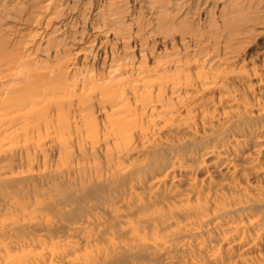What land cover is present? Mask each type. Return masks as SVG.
Returning <instances> with one entry per match:
<instances>
[{"label": "bare ground", "instance_id": "6f19581e", "mask_svg": "<svg viewBox=\"0 0 264 264\" xmlns=\"http://www.w3.org/2000/svg\"><path fill=\"white\" fill-rule=\"evenodd\" d=\"M188 62H170L175 65L173 71L160 74L163 68L136 69L137 80H144L141 88L131 86V79L97 84L106 81L101 79L90 85L83 79L73 88L80 85L79 90L70 91L55 80L59 70L53 74L55 79L36 78L30 70L17 71L26 66L15 58L0 60V143L23 141L32 146L41 144L51 132L95 130L93 106L113 109L115 100L128 95H144L150 113L156 112L155 118L167 122L165 131L152 130L147 137L173 143L160 157L155 151L158 145H145L144 136V155L151 157L144 162V197L134 192L121 207L103 214L93 207L86 209L68 195L63 203L56 196L40 194L9 199L6 204L10 205L0 209V264H155L160 258L166 264H264V187L202 181L196 188L190 176L175 180L187 183L185 190L165 187L176 170L188 167L178 160L190 158L180 149L192 147L191 138L199 135L218 143L229 140L227 147L213 146L203 155L212 158L206 166L220 175L244 174V168L228 158L245 160L250 142L255 143L251 147L255 159L247 163L257 162L260 156L264 159V151L257 150V146L264 149V142L260 144L262 139L256 136L264 127V69L262 74L250 75L241 66L187 73L192 65ZM250 77L257 78L255 84L247 83ZM37 80L44 85H36ZM253 86L262 99L255 104L243 88L253 93ZM164 92L173 94L174 103ZM124 110L125 106L109 111ZM125 117L107 123L126 129L133 121ZM18 136H22L19 141ZM227 148L233 153L224 151ZM42 151L24 147L17 157L21 164H28L35 160V152ZM14 158L11 154L2 157L0 172Z\"/></svg>", "mask_w": 264, "mask_h": 264}, {"label": "rangeland", "instance_id": "374dc122", "mask_svg": "<svg viewBox=\"0 0 264 264\" xmlns=\"http://www.w3.org/2000/svg\"><path fill=\"white\" fill-rule=\"evenodd\" d=\"M2 58L17 59L26 66L17 71L30 70L36 78L55 79L53 74L59 70L55 80L70 91L79 90L80 85L73 88L83 79L87 85L101 79L106 81L97 84H121L131 79V86L141 88L144 80H137L136 69L144 71V66H154L164 69L159 74L172 72L175 65L170 62L177 60L192 64L187 73L241 66L248 75L262 74L264 0H0ZM256 79L250 77L247 83L253 85ZM36 85L43 86L44 82L37 80ZM254 86L253 93L243 88L249 102L255 104L262 99ZM163 95L174 103L173 94ZM115 102L113 109L105 108L110 105L93 106L95 130L51 132L41 144L30 143L32 146L18 142L22 136L16 138L17 144L1 142L0 159L9 154L15 158L0 172V209L10 205L6 204L9 199L13 202L18 197L51 195L63 203L68 195L80 200L86 209L93 207L103 214L109 208L121 207L134 192L144 197V162L151 158L144 155V136L148 139L145 145L155 143L157 154L165 156L173 143L147 136L152 130L165 131L167 122L155 118L156 112L150 113L144 95H128ZM123 106L126 110L118 114L109 111ZM121 116L133 123L126 129L107 123ZM260 132L256 136L262 144L264 127ZM228 143L207 140L203 135L192 137L193 146L180 149L190 158L178 159L188 167L176 170L175 178L166 180L165 187L185 190L187 183L175 180L190 176V184L196 188L202 181L263 188L264 159L260 156L257 162L247 163L255 159L253 142L246 148L245 160L228 158L244 168V174L220 175L206 166L212 158L204 159L203 155L213 146L227 147ZM23 146L43 150L44 155L35 152L33 162L21 164L17 156L24 151ZM188 148L191 150L186 151ZM257 150L264 151L258 146ZM224 151L233 153L230 148ZM166 263L160 258L155 264Z\"/></svg>", "mask_w": 264, "mask_h": 264}]
</instances>
